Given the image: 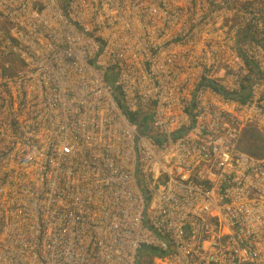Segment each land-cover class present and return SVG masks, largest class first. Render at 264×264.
<instances>
[{
	"label": "built area",
	"instance_id": "2783aa9c",
	"mask_svg": "<svg viewBox=\"0 0 264 264\" xmlns=\"http://www.w3.org/2000/svg\"><path fill=\"white\" fill-rule=\"evenodd\" d=\"M0 66V264H264V0H0Z\"/></svg>",
	"mask_w": 264,
	"mask_h": 264
},
{
	"label": "rangeland",
	"instance_id": "374dc122",
	"mask_svg": "<svg viewBox=\"0 0 264 264\" xmlns=\"http://www.w3.org/2000/svg\"><path fill=\"white\" fill-rule=\"evenodd\" d=\"M6 61L9 62L10 65H13L16 69L20 68V65L17 64L16 59H9V58H5ZM0 71L2 73H5L4 69L2 66H0ZM249 96V95H247ZM145 125L148 129L149 132H152L154 130V127L151 123V120H147L145 122ZM254 139H256L257 141H259V144H255L253 141ZM240 145L244 148H250L254 151L258 150L257 146H261L259 149L264 148V131H260L258 129H255L251 126H248L247 128L244 129L242 136L240 138ZM141 264H149L147 263L146 260H142Z\"/></svg>",
	"mask_w": 264,
	"mask_h": 264
},
{
	"label": "trees",
	"instance_id": "16d2710c",
	"mask_svg": "<svg viewBox=\"0 0 264 264\" xmlns=\"http://www.w3.org/2000/svg\"><path fill=\"white\" fill-rule=\"evenodd\" d=\"M253 142H254L255 144H259V143H260V142L257 141L256 139H254ZM260 147H261V146H257L258 150L254 151V150H252V149H250V148H244L243 145H242L243 150H245V151L248 152L249 154L256 155V156H258V155H264V148L259 149Z\"/></svg>",
	"mask_w": 264,
	"mask_h": 264
},
{
	"label": "crops",
	"instance_id": "0c3cea01",
	"mask_svg": "<svg viewBox=\"0 0 264 264\" xmlns=\"http://www.w3.org/2000/svg\"><path fill=\"white\" fill-rule=\"evenodd\" d=\"M10 66H11V70L14 71V70H15V67H14L13 65H10ZM10 66H9V67H10Z\"/></svg>",
	"mask_w": 264,
	"mask_h": 264
}]
</instances>
